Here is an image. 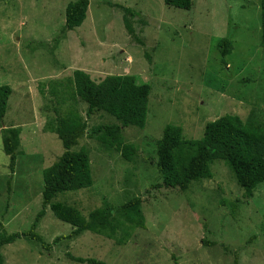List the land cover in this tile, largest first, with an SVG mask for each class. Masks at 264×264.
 <instances>
[{
    "label": "rangeland",
    "instance_id": "obj_1",
    "mask_svg": "<svg viewBox=\"0 0 264 264\" xmlns=\"http://www.w3.org/2000/svg\"><path fill=\"white\" fill-rule=\"evenodd\" d=\"M70 1L0 0V221L7 234L31 230L43 170L64 151L56 117L67 133L85 123L70 150L88 155L93 182L53 201L87 216L135 195L139 210L129 218L114 212L112 237L91 229L69 237L74 227L48 205L32 231L42 243L26 236L4 245L3 264H87L67 254L105 264H264V184L246 196L216 160L211 178L185 191L165 187L156 155L166 125L198 139L207 121L225 113L264 143L260 0H193L188 10L163 0H88L81 25L63 30ZM222 38L233 46L223 61ZM76 70L94 84L119 74L148 83L142 125L121 126L103 110L87 117L72 84ZM100 123L121 126L110 147L90 133ZM3 135L16 144L13 172Z\"/></svg>",
    "mask_w": 264,
    "mask_h": 264
},
{
    "label": "trees",
    "instance_id": "obj_2",
    "mask_svg": "<svg viewBox=\"0 0 264 264\" xmlns=\"http://www.w3.org/2000/svg\"><path fill=\"white\" fill-rule=\"evenodd\" d=\"M163 3L188 10L192 7L193 0H163ZM88 5V0L68 2L64 10L62 29L73 30L80 26L85 19ZM125 10L130 11L128 8ZM124 24L131 32L132 29L126 19ZM260 46L264 47V0H260ZM216 47L223 61L224 56L230 53L233 46L229 39L222 38L217 42ZM72 84L77 94L87 104L85 111L87 117L96 110H103L119 120L121 126L128 124L140 126L144 122L150 85L139 83L134 75L110 76L94 84L86 73L76 70ZM84 126L85 123L79 129L67 133L62 129L59 118H55L56 134L64 151L56 161L43 170L42 208L37 213L31 230L7 234L0 221V264H3L1 248L4 245L26 236L42 243L41 238L32 231L48 205L56 218L74 227L69 237L78 236L87 229L106 232L112 237L117 229L112 218L114 212H119L125 218L138 212L139 199L135 195L119 206L106 204L97 207L87 216L62 201H53L59 194L89 188L92 185L93 177L88 155L70 150V146L83 132ZM121 126L116 123H100L91 126L90 133L109 146V141ZM259 134L263 133L260 131ZM15 147L16 144L11 136H2V149L8 156V167L11 172L14 171ZM156 155L157 167L165 187L185 191L192 181L211 178V164L216 160H221L227 166L235 183L243 189L246 196L250 197L258 185L264 184V143L254 139L246 122L235 114L225 113L207 121L202 136L198 139H187L182 135L181 127L166 125L161 137L156 141ZM67 255L77 263L105 264L94 258Z\"/></svg>",
    "mask_w": 264,
    "mask_h": 264
}]
</instances>
